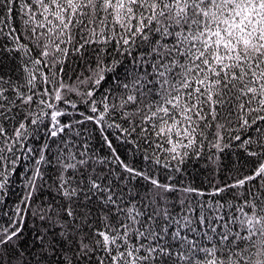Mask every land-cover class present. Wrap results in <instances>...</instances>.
Wrapping results in <instances>:
<instances>
[{
    "label": "snow or ice",
    "instance_id": "obj_1",
    "mask_svg": "<svg viewBox=\"0 0 264 264\" xmlns=\"http://www.w3.org/2000/svg\"><path fill=\"white\" fill-rule=\"evenodd\" d=\"M0 264H264V0H0Z\"/></svg>",
    "mask_w": 264,
    "mask_h": 264
}]
</instances>
